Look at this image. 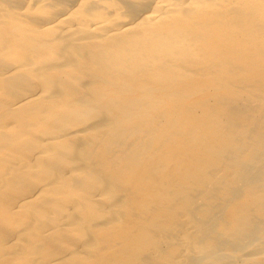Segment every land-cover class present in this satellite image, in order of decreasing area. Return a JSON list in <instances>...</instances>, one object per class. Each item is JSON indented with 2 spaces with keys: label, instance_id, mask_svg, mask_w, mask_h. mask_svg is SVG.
I'll list each match as a JSON object with an SVG mask.
<instances>
[{
  "label": "bare ground",
  "instance_id": "bare-ground-1",
  "mask_svg": "<svg viewBox=\"0 0 264 264\" xmlns=\"http://www.w3.org/2000/svg\"><path fill=\"white\" fill-rule=\"evenodd\" d=\"M0 264H264V0H0Z\"/></svg>",
  "mask_w": 264,
  "mask_h": 264
}]
</instances>
